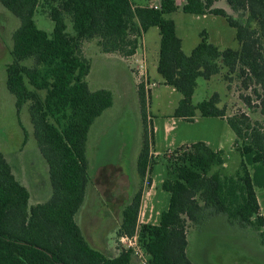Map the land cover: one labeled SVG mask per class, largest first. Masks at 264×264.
Here are the masks:
<instances>
[{
    "label": "trees",
    "instance_id": "obj_1",
    "mask_svg": "<svg viewBox=\"0 0 264 264\" xmlns=\"http://www.w3.org/2000/svg\"><path fill=\"white\" fill-rule=\"evenodd\" d=\"M217 1L182 0L179 5L177 0H159L158 8H153L133 0H43L41 10L53 21L48 34L33 18L39 0H0L19 20L12 33L6 87L14 96L17 112L28 104L34 139L51 186L47 200L29 206L28 189L0 153V264H128L132 256L130 249L120 245L114 255L93 247L75 218L90 183L88 132L112 105L109 90H91L85 80L90 62L81 54L82 41L96 39L101 52L128 58L136 53L143 34L156 27V71L182 96L173 116L192 120L198 110L201 116L226 117L217 93L196 104L191 99L198 77L209 79L226 69L224 80L234 74L244 87L256 86L255 106L264 118V0H225L234 14L215 6ZM178 9L224 17L235 30L238 48L220 49L203 31L191 52L184 53L175 22L168 17ZM67 20L73 34L66 30ZM137 97L144 127L136 162L141 184L121 208L117 242L137 229L149 264H197L186 254V223H198L206 209L260 230L264 217L255 189L264 192V126L244 112L226 117L241 156L239 171L221 175L214 170L223 164L221 150L203 141L173 150L167 156L168 177L161 184L169 193L168 206L157 224L138 223L142 183L152 169L153 130L147 129L143 84L138 85Z\"/></svg>",
    "mask_w": 264,
    "mask_h": 264
},
{
    "label": "rangeland",
    "instance_id": "obj_2",
    "mask_svg": "<svg viewBox=\"0 0 264 264\" xmlns=\"http://www.w3.org/2000/svg\"><path fill=\"white\" fill-rule=\"evenodd\" d=\"M39 1L33 16L35 24L51 34L53 21L41 10L43 0ZM153 1L157 0H133V3L145 5ZM181 2L177 0L179 5ZM215 6L234 14L225 0L217 1ZM168 17L175 22L176 34L186 54L200 41L203 31L208 41L220 49L238 48L235 30L222 16L189 14L178 9ZM66 23V30L73 34L71 22ZM18 25V18L0 3V153L5 155L15 177L28 189L30 206L47 200L51 186L47 165L34 139L28 104L17 112L14 96L6 87V66L12 60V33ZM158 46L156 27L143 34L136 53L128 58L101 52L96 39L84 40L80 46L81 54L90 62V71L85 77L89 88L109 90L112 105L94 120L88 132L85 149L90 183L75 218L87 240L108 255L117 254L119 245L125 250L116 237L121 208L141 184L136 162L144 127L138 85L143 84L146 93L147 129L153 130L152 169L142 183L143 207L138 223L157 224L161 212L168 206L169 193L161 184L168 177L167 156L173 150L203 141L212 149L221 150L223 164L214 170L221 175H235L240 169L241 156L234 146L236 136L226 117L244 112L264 126V118L255 106L258 103L253 93L256 86L249 83L244 87L234 74L224 80L226 69L209 79L198 77L191 97L196 104L217 93L218 106L224 107L226 117L201 116L198 110L192 120L173 116L182 96L166 85L156 71ZM247 98L251 107L246 103ZM255 190L259 213L264 217V192ZM186 233V254L197 264H264V226L260 230L243 227L230 222L224 214L206 209L198 223L187 221ZM131 262L140 264L133 256L128 264Z\"/></svg>",
    "mask_w": 264,
    "mask_h": 264
},
{
    "label": "built area",
    "instance_id": "obj_3",
    "mask_svg": "<svg viewBox=\"0 0 264 264\" xmlns=\"http://www.w3.org/2000/svg\"><path fill=\"white\" fill-rule=\"evenodd\" d=\"M150 6L158 8L159 5L158 3H151ZM119 242L123 243L125 249L131 250L132 256L135 257L140 264H149L147 255L138 243L137 229L132 236H121Z\"/></svg>",
    "mask_w": 264,
    "mask_h": 264
},
{
    "label": "crops",
    "instance_id": "obj_4",
    "mask_svg": "<svg viewBox=\"0 0 264 264\" xmlns=\"http://www.w3.org/2000/svg\"><path fill=\"white\" fill-rule=\"evenodd\" d=\"M159 2V0H157V1H153V2H151V3H158ZM146 44V43H145ZM146 45H144V47H143V50H145L146 49V47H145ZM145 52H146V50H145ZM145 58V57H144ZM146 63V62H145ZM258 197V196H257ZM142 207H143V202H141V205H140V209H139V216H138V220H139V218H140V216H141V213H142ZM87 239V238H86ZM90 243V242H89ZM91 244V243H90ZM92 245V244H91ZM93 247H95L94 245H92ZM96 248V247H95ZM105 250H108V248L106 249L105 248ZM131 264H136V263H133V262H131ZM138 264V263H137Z\"/></svg>",
    "mask_w": 264,
    "mask_h": 264
}]
</instances>
